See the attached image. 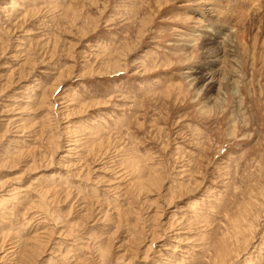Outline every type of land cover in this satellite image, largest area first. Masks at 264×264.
<instances>
[{"label": "rangeland", "instance_id": "rangeland-1", "mask_svg": "<svg viewBox=\"0 0 264 264\" xmlns=\"http://www.w3.org/2000/svg\"><path fill=\"white\" fill-rule=\"evenodd\" d=\"M0 264H264V0H0Z\"/></svg>", "mask_w": 264, "mask_h": 264}, {"label": "bare ground", "instance_id": "bare-ground-1", "mask_svg": "<svg viewBox=\"0 0 264 264\" xmlns=\"http://www.w3.org/2000/svg\"><path fill=\"white\" fill-rule=\"evenodd\" d=\"M211 72V71H210ZM213 73V72H212Z\"/></svg>", "mask_w": 264, "mask_h": 264}]
</instances>
